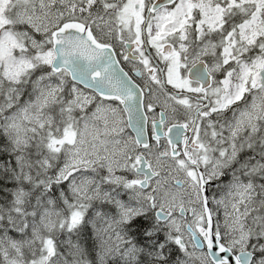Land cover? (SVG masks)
<instances>
[{"label": "snow or ice", "instance_id": "1", "mask_svg": "<svg viewBox=\"0 0 264 264\" xmlns=\"http://www.w3.org/2000/svg\"><path fill=\"white\" fill-rule=\"evenodd\" d=\"M0 264H264V0H0Z\"/></svg>", "mask_w": 264, "mask_h": 264}, {"label": "flooded vegetation", "instance_id": "2", "mask_svg": "<svg viewBox=\"0 0 264 264\" xmlns=\"http://www.w3.org/2000/svg\"><path fill=\"white\" fill-rule=\"evenodd\" d=\"M123 66V65H122ZM128 70V68L127 67H125V71H127Z\"/></svg>", "mask_w": 264, "mask_h": 264}]
</instances>
